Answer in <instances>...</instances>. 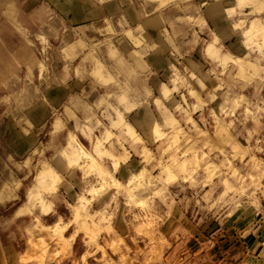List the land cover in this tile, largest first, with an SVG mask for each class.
Here are the masks:
<instances>
[{"label":"rangeland","instance_id":"rangeland-1","mask_svg":"<svg viewBox=\"0 0 264 264\" xmlns=\"http://www.w3.org/2000/svg\"><path fill=\"white\" fill-rule=\"evenodd\" d=\"M222 3L231 4L232 0H222ZM222 3L216 4L212 0H208L207 5L202 0H128L133 10L140 11L142 19L138 20V25L143 26L141 21L145 19L152 21L149 22L148 40H166L170 48L175 49L171 57L180 67H183L179 62L182 56L196 59L201 71L207 70L201 72L207 81L210 76L215 77L211 75V66L200 60V46L193 43L197 36L200 40L208 38L201 31L203 25L199 24L197 17L214 16ZM62 5V0H0V264H264V152L261 151H252L243 161H235L239 177H226L231 187H240L237 179L247 186V194L238 201L233 199V193L221 198L227 189L216 179L202 190L194 191L187 185H184L185 191L171 187L169 192L175 202L157 198L143 207H127L121 198L119 210L111 223L112 231L108 232L101 229L108 228L104 221L112 211L105 212L113 194L109 192L86 207L77 225L70 228L68 234L66 232L67 235L80 234L73 248L59 241V244L54 243L57 239L45 236L44 226H54L55 217H43L37 221L38 213L28 215L30 205L26 202V191L36 183L35 176L43 159L41 148L45 151L60 149L67 141V131L75 132V124L70 120L72 113L86 109L89 101H98L115 86L102 88L94 82L90 86L86 84L80 93L68 96L60 105L48 102L49 99H63L59 94L49 92L47 98L41 96L37 99L34 89L47 91L49 85L59 83L65 71L72 72L77 67L85 73L98 70L97 60L117 76L118 82L142 86L136 76L129 75L137 73L133 62L132 71L128 70V64L119 56V46L114 43L124 38L126 29H134L136 21L130 22L122 14L108 20L115 34L103 31L105 21L101 31L89 26L88 32L80 33L68 27L66 16L60 13ZM42 34L48 36L51 44L47 52L36 39ZM236 37L240 40L239 33ZM131 41L135 51L148 52L147 48L137 49ZM81 42L86 45L83 49L80 48ZM69 46H75V53L72 49L62 53L61 50ZM111 48L117 50L115 61L108 55ZM191 49L194 50L188 52ZM65 55L74 58L65 59ZM41 62L47 66L46 73L40 71ZM167 75L168 72L162 77L159 75V79L166 80ZM244 94L259 104L264 100V86L249 87ZM35 104L41 107L33 111ZM219 104L220 100H217L212 107L218 110ZM100 111L96 108L94 114L99 116ZM25 113L30 115L36 128L29 127ZM207 115L205 111L206 118ZM41 116L44 117L43 124ZM58 117L68 123V128L54 133L52 124ZM193 118L202 129L205 128L200 123L199 113ZM243 129L256 131L251 143L246 139L248 131ZM207 130L210 134L213 131L211 120H208ZM238 130L243 132L237 138L239 144L243 148L255 149L257 140L264 141V118L258 125L249 121ZM25 132L31 135H25ZM76 135L86 149L91 147L83 135L79 132ZM99 136V132L94 134V138ZM213 142L217 147H225L218 140ZM34 145L37 150L30 152ZM260 147H264V143ZM225 151L231 152V149L225 147ZM216 155L218 153H214ZM167 160L165 156L161 163L166 164ZM133 168H139L135 158ZM18 179L23 183L19 190L16 187ZM121 179H127L123 170ZM87 189L88 182L78 179L70 194H59L57 206L65 220L73 215L67 204H75L80 194L87 196ZM38 190L34 195H40ZM237 202L241 204L239 209L235 207ZM18 210L20 215H16ZM96 212L102 215L95 216ZM89 215L94 218L88 219ZM98 231L99 239L93 245L91 237Z\"/></svg>","mask_w":264,"mask_h":264},{"label":"clouds","instance_id":"clouds-1","mask_svg":"<svg viewBox=\"0 0 264 264\" xmlns=\"http://www.w3.org/2000/svg\"><path fill=\"white\" fill-rule=\"evenodd\" d=\"M202 2L208 4V0ZM212 2L220 4L222 0ZM223 16L231 33L240 34V45L245 52L243 55L236 54L227 46L231 37L225 38L210 27L209 18L198 16L199 24L203 25L201 31L208 38L200 40L197 36L193 43L200 46V60L207 62L213 69L211 75L218 82L211 86L203 75L191 71L187 64L180 67L172 61L174 48H165L159 53L168 72L166 80L161 81L159 73L148 60L150 56H157L160 46L158 42L149 41L147 30L137 25L134 29L129 27L124 35L134 41L137 49H148L147 53H134L143 65L141 71L136 73L137 81L143 82L142 86L118 82L117 76L107 71L105 65L97 60L95 64L98 70L85 73L77 67L72 72L65 71L59 83L49 85L47 91L34 89L37 99L41 96L47 98L54 87L64 90L65 98L48 100L51 104L60 105L68 96L80 93L86 84L90 86L94 82L102 88L115 86L113 91L98 101H89L86 109L72 113L70 120L75 124V132L67 131V141L60 149L45 151L41 148L43 159L35 176L36 183L26 191V202L30 205L28 215L38 213L37 221L43 217H55V227L48 228V231L59 236L77 225L87 206L112 192L110 202L105 207L106 213L108 209L112 210L104 221L108 228L101 229L111 232V223L119 210L121 198L127 207H143L157 198L175 202L169 192L171 187L185 191L184 185H187L194 191L198 188L202 190L214 179L227 189L221 198L233 193V199L238 201L239 197L247 194V186L240 183L239 179L237 183L240 187L237 188L231 187L226 177H239L235 161H243L252 151L264 152V147H260L264 141L257 140V146L252 149L243 148L237 139L243 134L238 129H242L249 121L258 125L260 119L264 118V100L255 104L244 94L249 87L257 84L264 86V0H232L231 4L224 7ZM105 25L104 32L115 34V29L107 19ZM134 33L139 35L134 36ZM36 39L43 45L44 52L51 48L47 35H38ZM85 47L81 42L80 48ZM69 49L75 53V46L61 51L66 54ZM116 51L111 48L108 53L114 61L117 60ZM73 58L65 55V59ZM197 62L196 59L192 60V63ZM39 68L42 73L48 70L43 62ZM206 71L202 69V73ZM217 100H220L218 110L212 107ZM40 107V104H35L31 110ZM96 108L101 110L99 116L94 114ZM205 111L207 118L204 116ZM26 113L29 127L36 128ZM197 113L200 114V123L205 125L204 129L193 118ZM40 119L43 124L44 117ZM208 120L212 121L211 134L207 130ZM67 128L65 120L58 117L53 121L54 133L64 132ZM243 130L248 131L246 139L251 143L256 131ZM76 132L89 141L90 148L86 149L80 144ZM96 132L100 136L94 138ZM25 135L31 133L25 132ZM214 140L230 148L231 152H226L225 147H217ZM36 150L34 145L30 152ZM214 153L218 155L214 156ZM165 156L168 160L162 164ZM220 157H223L222 161ZM134 158L135 163L139 164L138 170L133 168ZM25 160L27 162V156ZM122 170L127 173L126 180L121 179ZM78 179L88 182L87 196L90 199L80 194L75 204H67L73 215L71 219L65 220L57 206L59 194H70L77 186ZM16 187L17 190L23 187L21 180L16 181ZM37 188L39 196L34 195ZM252 196L254 198V193ZM235 207L239 209L241 204L237 202ZM16 215H20L19 210ZM101 215L100 212L95 213V216ZM93 218L92 215L88 217ZM75 235L73 233L69 243L75 241ZM99 236L98 231L91 237V244L95 245Z\"/></svg>","mask_w":264,"mask_h":264},{"label":"crops","instance_id":"crops-1","mask_svg":"<svg viewBox=\"0 0 264 264\" xmlns=\"http://www.w3.org/2000/svg\"><path fill=\"white\" fill-rule=\"evenodd\" d=\"M62 1H63V5L60 9V13L63 16H66L68 27L71 30L72 29L78 30L77 32H80V33L81 32H85V33L88 32L89 26H93L94 28H97V29H102L104 26V21L106 19L107 20L116 19L117 17H119L122 14L126 15L128 21H130V22H132V20L136 21L137 25H138V20L141 18L140 11L137 8L133 10V8L128 4V0H62ZM227 4L228 3H222L220 5V9L218 11H216L214 13L215 15L212 17L207 15L206 11H205V14H206V17L211 20L210 25L213 28H215L219 33H221V35L225 36V38L231 37V41H229L227 46L231 47L232 50L236 54L243 55V52H245V50L241 47L240 40L237 39L236 34L233 35L231 33L229 26H228V24L225 21V18L223 16V9ZM65 5H67V6H65ZM158 18L160 19V17H158ZM141 22H142L144 28L147 30V32H149V22H152V21H148L147 19H145V20H142ZM156 22L159 23L158 20ZM126 31H127V29L125 30V32ZM161 40L156 39V42H158V44L160 46V49H159V52L157 53V56H150V57H148V60L151 64H153L154 69L162 77L167 73V66H166V63L164 62L163 58L159 56V53L163 52L165 50V48H170V46L166 42V40H164V39H161ZM114 43H116V45L119 46V49H118V53H120L119 56H120V58H122L121 61H123V62L125 61L128 64V70L130 69L132 71V68L134 65L136 72L141 71V69L143 68V65H142V62L140 61V59L134 55V53L137 51L132 49V41L124 35V38L123 37L119 38L118 40H115ZM193 50L194 49H191L188 52H191ZM174 52H175V50H174ZM178 52H179V50H178ZM174 54H176V53H174ZM122 56H124V57H122ZM171 59L174 63L177 62V60L175 58L171 57ZM180 59L182 61H179V62L182 64V66L187 64L188 66H190L191 71H193V72L196 71L198 73V75H201L202 71L199 68V66L197 65V63H192L193 59L185 58V57L183 58V56ZM107 61H108V59H107ZM132 62H133V65H132ZM161 73H163V74H161ZM129 75L132 77L136 76V74L133 72L129 73ZM155 80H156V78H154L153 82H155ZM215 81H216V79H214L210 76V81H208L209 84L211 85ZM51 93H57L62 98L65 97L64 90L58 89L55 87L53 88V91H51ZM199 126L202 129V126L200 124H199ZM69 229H67V234H68ZM79 235L80 234H78L76 236V239ZM75 241H74V243H75ZM74 243H73V245H74ZM208 253H209V251H208Z\"/></svg>","mask_w":264,"mask_h":264},{"label":"bare ground","instance_id":"bare-ground-1","mask_svg":"<svg viewBox=\"0 0 264 264\" xmlns=\"http://www.w3.org/2000/svg\"><path fill=\"white\" fill-rule=\"evenodd\" d=\"M80 144H81V143H80ZM73 147H75V146H73ZM38 191H39V190H38ZM35 192H37V191H35ZM37 193H38V192H37ZM37 193H36V194H37ZM36 194H35V195H36ZM37 195H38V194H37ZM85 198H86V199H90V197H87V196H85ZM76 201H77V200H76ZM87 207H88V206H87ZM85 209L87 210V208H85ZM50 227H55V225H54V226H49V227H48V226H44V228H43V229L45 230V236H46V237L51 238L52 240H53V239H54V240L57 239V240L54 241V243L57 242V241H59V242H62L63 244L65 243L68 247H72V245H73L74 242L69 243V241L71 240V237L73 236V234H72V235H67V234H66L67 231H65V232H63L61 235L57 236L54 232L48 231V228H50ZM42 231H43V230H42ZM75 234H76V235H75V239H76V236H77L78 232H76ZM51 239H48V240H49L50 242H52ZM57 243H58V242H57ZM48 244H49V243H48ZM58 244H59V243H58ZM60 244H61V243H60ZM63 244H62V245H63ZM66 245H65V246H66ZM65 248H66V247H65Z\"/></svg>","mask_w":264,"mask_h":264}]
</instances>
